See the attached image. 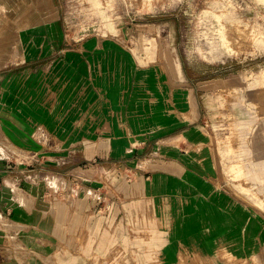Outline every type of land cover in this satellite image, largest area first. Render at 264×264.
<instances>
[{
  "label": "crops",
  "instance_id": "0c3cea01",
  "mask_svg": "<svg viewBox=\"0 0 264 264\" xmlns=\"http://www.w3.org/2000/svg\"><path fill=\"white\" fill-rule=\"evenodd\" d=\"M59 1L0 0V264L263 257L264 218L203 169L196 91L68 39Z\"/></svg>",
  "mask_w": 264,
  "mask_h": 264
},
{
  "label": "rangeland",
  "instance_id": "374dc122",
  "mask_svg": "<svg viewBox=\"0 0 264 264\" xmlns=\"http://www.w3.org/2000/svg\"><path fill=\"white\" fill-rule=\"evenodd\" d=\"M59 2L68 39L123 40L136 69L196 91L203 169L237 204L264 218V0ZM55 147L80 152L78 145ZM221 253L228 264H264V255L240 262Z\"/></svg>",
  "mask_w": 264,
  "mask_h": 264
}]
</instances>
